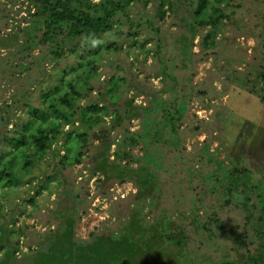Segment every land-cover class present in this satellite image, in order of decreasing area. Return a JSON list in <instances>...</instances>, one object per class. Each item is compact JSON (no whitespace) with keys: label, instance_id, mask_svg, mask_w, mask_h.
<instances>
[{"label":"rangeland","instance_id":"obj_1","mask_svg":"<svg viewBox=\"0 0 264 264\" xmlns=\"http://www.w3.org/2000/svg\"><path fill=\"white\" fill-rule=\"evenodd\" d=\"M163 1V18L153 3H136L118 15L106 39L120 49L103 52L88 81L91 90L77 87L85 96L81 105L107 89L119 104L133 98L147 106L153 95L185 100L171 145L165 134L149 146L157 148L164 168L155 171L158 188L145 195L132 181L104 182L92 173L93 138L80 164H60L59 141L22 167L33 150L14 149L8 140L30 123L26 104L46 109L40 96L48 85L33 79L52 64L40 70L29 64L41 47L29 0H0V170L12 166L15 176L0 183V264H57L73 249L69 243L82 249L78 261L111 264L106 255L115 249L104 245L130 227L138 228L155 260L140 243V253L123 264H249L263 252L264 0H208L206 14L221 16L215 29L193 18L198 0ZM208 33L215 48L201 52L198 44ZM21 44H30L32 57L23 59ZM183 44H190L187 61ZM115 110L109 108L111 117ZM105 121L108 126L111 118ZM140 123L124 120L112 139L142 132ZM132 152L143 156V144Z\"/></svg>","mask_w":264,"mask_h":264},{"label":"trees","instance_id":"obj_2","mask_svg":"<svg viewBox=\"0 0 264 264\" xmlns=\"http://www.w3.org/2000/svg\"><path fill=\"white\" fill-rule=\"evenodd\" d=\"M29 2L34 8L35 13L32 17L37 23L36 30L41 32L37 41L41 45L40 51L34 54V58H31L29 64L35 70H40L43 64L45 66L52 64V70L45 69L38 72V75L33 79L36 81L37 78H40L41 83L48 85V88L42 90L40 96L41 104H45L46 109L34 108L26 104L29 108L28 115L31 116V121L28 125L23 126V131L20 132L19 137L8 140L9 145L14 149L24 148L26 150L29 147L33 150L32 155H27L28 157L25 158L22 167L31 166L33 163L30 160L31 156L44 155L47 151L55 148L59 141L64 152L60 156V164L62 162L80 164L84 153L88 152L90 147L88 139L93 138L98 146L97 150L94 149L97 152L94 156L92 155L93 174L101 175L104 182H109L112 179L119 182L132 181L138 186H142L145 195L151 194L159 185L158 175L155 171L164 167L157 161L156 155L159 154L157 148H149V146L151 147L156 139H162L165 134L169 136L171 145V136H177L176 122L183 120L186 114L185 100L183 98L180 101L171 100V98L163 100L153 95L149 98V105L147 106L134 104L133 98L124 100L119 104V98L112 97L111 91L107 89L105 94L101 93L96 101H89L81 105L80 101L85 96L81 90H77V87L80 89L83 86L86 87L85 90H91L88 87V81L96 73L97 63L103 58V52L107 53L111 49L115 51L120 49L118 48L120 45L115 41L107 42L106 39V35L112 32L115 19L119 14L126 15L128 7L136 3L142 4L144 7L148 3H153L156 4V13L160 15V18H163L165 14L163 11L164 1L29 0ZM207 4L208 0H198L193 18L197 24L215 29L221 16L218 14H215L214 17L207 15ZM132 35L128 34L127 37ZM212 37L210 33L201 36V44H198L201 52L215 48V44L209 43V39ZM104 38L107 44L103 42ZM29 45H20L24 50H27L23 57L24 60L27 56L32 57L33 51ZM131 45L134 46V44ZM141 45L144 46L145 44ZM189 47L190 44H183V47L180 48L184 61L191 57ZM159 48L160 46H158ZM64 60H70L71 63H66L62 69L55 71V68H58L60 62L62 63ZM16 75H20V73L17 72ZM79 83L80 85H78ZM31 84L32 82L28 81L29 87ZM52 90L55 91L56 96L51 94ZM111 107L116 109L112 117L109 115V108ZM107 117L111 118V123L108 126H106L105 121ZM140 119L142 120L140 123L143 128L142 132H135L136 134L133 136L124 135L122 138H116V140L112 139L111 134L117 127L121 126L124 120L130 122ZM44 123L48 125L47 130L44 128ZM65 128L66 130H64ZM31 131L30 136L23 134ZM139 143L143 144V156L134 155L132 152ZM112 146H115V150L111 153ZM160 158H162L161 155ZM0 160H2L1 157ZM11 167L8 166L3 171L0 170V183L4 176L15 178L11 172ZM149 169H152L151 172ZM167 169H165L166 172ZM227 189L229 191L231 188ZM261 211L260 223L264 224V202ZM71 223L69 220L66 227L71 229ZM121 232L123 234L118 235L115 241H110L109 244L104 245L107 250L115 249L110 253L107 252L108 255H106L111 264H123L132 256H136L137 253H140L139 250H142V247H139L140 243H143L142 246H145L144 248L148 251V243L141 240L138 228L130 227V230L126 229L125 232ZM124 233L125 239H122ZM259 237L264 246V231H261ZM151 238L152 236L148 240L150 241ZM97 242L102 244L101 240ZM69 245L73 249H70L69 254H64L63 261L57 264H67L68 262L88 264L87 260L83 262L77 260L82 249L78 245L75 246L70 243ZM152 252H154L153 249L150 250L149 256L154 261ZM255 258H250L248 263L264 264V250ZM96 264L103 263L96 261ZM104 264L107 263L104 262ZM221 264L234 263L224 262Z\"/></svg>","mask_w":264,"mask_h":264}]
</instances>
